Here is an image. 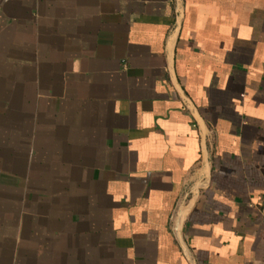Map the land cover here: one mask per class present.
I'll return each mask as SVG.
<instances>
[{
    "label": "crops",
    "instance_id": "1",
    "mask_svg": "<svg viewBox=\"0 0 264 264\" xmlns=\"http://www.w3.org/2000/svg\"><path fill=\"white\" fill-rule=\"evenodd\" d=\"M0 264H264V0H0Z\"/></svg>",
    "mask_w": 264,
    "mask_h": 264
}]
</instances>
